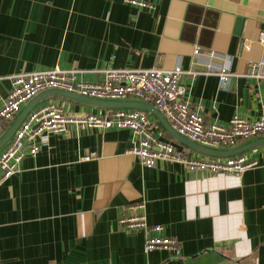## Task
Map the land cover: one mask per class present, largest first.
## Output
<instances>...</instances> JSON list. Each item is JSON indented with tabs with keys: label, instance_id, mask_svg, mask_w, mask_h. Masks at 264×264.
<instances>
[{
	"label": "crops",
	"instance_id": "crops-1",
	"mask_svg": "<svg viewBox=\"0 0 264 264\" xmlns=\"http://www.w3.org/2000/svg\"><path fill=\"white\" fill-rule=\"evenodd\" d=\"M151 2L153 9L124 0H0V106L11 77L25 72L75 69L78 81L100 83L106 69L180 66L196 73L183 74L180 83L188 103L202 107L205 123L227 126L234 116L257 120L264 81L247 74L251 63L264 60V0ZM208 64L228 67V83L205 74ZM30 101L0 125V139ZM49 101L73 114L134 109L48 95L30 112ZM147 116L156 122L157 138L191 158L230 157L192 149L152 113ZM263 139L218 149L248 147L235 155L256 165L235 176L190 171L171 161L145 168L128 153L127 129L78 126L45 133L39 153L26 154L20 172L0 185V264H264ZM90 153L97 157L83 160ZM137 214L149 226L160 225L161 235L176 238L180 254L145 252L144 231L125 230L119 222Z\"/></svg>",
	"mask_w": 264,
	"mask_h": 264
},
{
	"label": "built area",
	"instance_id": "built-area-1",
	"mask_svg": "<svg viewBox=\"0 0 264 264\" xmlns=\"http://www.w3.org/2000/svg\"><path fill=\"white\" fill-rule=\"evenodd\" d=\"M139 9H153L151 0H124ZM259 42L264 44V32L259 34ZM194 54L199 53L195 47ZM213 56V53L210 54ZM75 69H47L25 72L11 77V89L0 106V125L16 115L21 105L45 91L60 90L81 97L105 101H121L134 98L152 105L165 118L169 126L180 136L203 147L214 150L233 147L238 140L264 137V102L257 120L249 121L238 116L230 119L227 126L205 123L202 107H192L187 99V88L180 83L183 74L195 76L194 72H184L180 66L174 69H106L104 80L100 83L82 82L77 79ZM205 74L217 77L219 84L228 83L231 73L228 67L215 70L207 65ZM248 77L264 81V60L251 63ZM85 126L99 129H127L131 132L132 147L128 153L133 155L145 168L155 167L157 162H176L190 171L209 174L238 176L256 165V161L246 156L233 155L225 159H197L187 156L183 151L157 138L153 129L156 122L148 119L147 112L140 109L107 108L103 113L73 114L61 107L47 102L31 111L15 130L6 148L0 152V185L14 174L20 172L26 154L34 157L40 151L39 139L45 133H62L70 127ZM90 153L83 160L96 158ZM120 225L128 231H144L145 252L165 251L180 254L176 238L161 235L160 225L149 226L142 214L125 216Z\"/></svg>",
	"mask_w": 264,
	"mask_h": 264
},
{
	"label": "water",
	"instance_id": "water-1",
	"mask_svg": "<svg viewBox=\"0 0 264 264\" xmlns=\"http://www.w3.org/2000/svg\"><path fill=\"white\" fill-rule=\"evenodd\" d=\"M48 95H64V96H68L71 98H75V99H78V100H81L84 102H88V103L103 106V107H131L134 109L145 110L147 112L152 113L157 118L159 123L166 129V131L168 133H170L175 139L179 140L184 145H187L188 147H190L192 149H196V150H198L204 154H207V155H211V156H232L235 154H239L248 148V147H243V149H234V150H230V151H218V150H214L211 148L203 147L197 143L195 144V143L187 140L186 138L180 136L174 130H172V128L169 126V124L167 123L165 118L162 116V114L156 108H154L152 105L143 103L141 101H135L132 103H125V102H121V101L97 100V99H92V98L81 97V96H78V95H75L72 93H68V92H64V91H60V90L45 91L43 93H40L36 97H34L30 101V103L27 105V107L24 109V111L20 114L17 121L11 127V129L8 131V133L2 139H0V147L2 145H4V143L10 138V136L16 130V128L18 127L20 122L23 120V118L30 112V110L32 109L34 104L38 100H40L41 98L46 97ZM258 142L264 143V139L260 140Z\"/></svg>",
	"mask_w": 264,
	"mask_h": 264
}]
</instances>
